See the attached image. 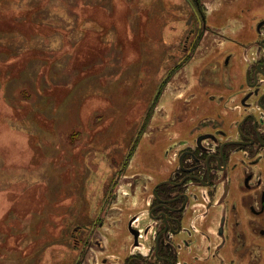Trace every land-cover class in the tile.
Instances as JSON below:
<instances>
[{
    "label": "rangeland",
    "instance_id": "1",
    "mask_svg": "<svg viewBox=\"0 0 264 264\" xmlns=\"http://www.w3.org/2000/svg\"><path fill=\"white\" fill-rule=\"evenodd\" d=\"M190 14L185 0H0V264H74V227L115 179L125 193L165 178L166 130L220 113L197 87L207 64L223 71L211 44L166 82ZM184 81L197 90L180 96ZM191 93L200 102L184 104Z\"/></svg>",
    "mask_w": 264,
    "mask_h": 264
},
{
    "label": "flooded vegetation",
    "instance_id": "2",
    "mask_svg": "<svg viewBox=\"0 0 264 264\" xmlns=\"http://www.w3.org/2000/svg\"><path fill=\"white\" fill-rule=\"evenodd\" d=\"M185 2L191 9L185 55L166 82L211 44L210 53L224 54L223 71L207 64L198 71L197 87L210 88L204 95L221 106L220 113L205 114L200 129L187 127L173 137L166 130L165 178H135L125 193L112 191L115 179L91 225L74 227V264H251L257 256L253 263L258 264L264 259V0ZM232 19L247 24L237 31L219 24ZM225 43L228 48L217 50ZM208 79L212 83L203 84ZM193 89L184 81L179 95ZM200 100L191 93L184 104ZM180 123L193 122L181 116Z\"/></svg>",
    "mask_w": 264,
    "mask_h": 264
}]
</instances>
